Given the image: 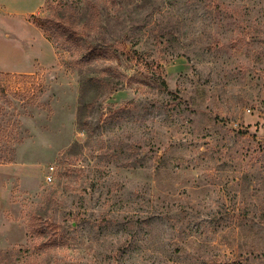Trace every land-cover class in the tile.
<instances>
[{
  "label": "rangeland",
  "instance_id": "rangeland-1",
  "mask_svg": "<svg viewBox=\"0 0 264 264\" xmlns=\"http://www.w3.org/2000/svg\"><path fill=\"white\" fill-rule=\"evenodd\" d=\"M62 2L0 75V264H264V0Z\"/></svg>",
  "mask_w": 264,
  "mask_h": 264
},
{
  "label": "crops",
  "instance_id": "crops-1",
  "mask_svg": "<svg viewBox=\"0 0 264 264\" xmlns=\"http://www.w3.org/2000/svg\"><path fill=\"white\" fill-rule=\"evenodd\" d=\"M4 1L0 0V72L25 73L34 67H48L55 64V50L39 28L35 29L34 36L27 39L15 38L16 35L11 31L12 24L8 21L11 20L9 19L11 16H22V14L15 12ZM36 10L37 8L26 15L35 14ZM29 25L34 26L32 23Z\"/></svg>",
  "mask_w": 264,
  "mask_h": 264
},
{
  "label": "trees",
  "instance_id": "trees-1",
  "mask_svg": "<svg viewBox=\"0 0 264 264\" xmlns=\"http://www.w3.org/2000/svg\"><path fill=\"white\" fill-rule=\"evenodd\" d=\"M51 3H54L53 5L54 7H56V9L51 14L46 16L45 19L43 17H39L38 15H36V13L31 14L32 21L44 31V34L46 33L44 30V26L46 25V23H60V20H57V18H61L62 16H64L65 10L67 11V15H71L69 10L73 8V6H71V3L68 4V2H62V0H52L50 1V4ZM48 4H49V0H48ZM67 17L70 19V16ZM45 36L49 41H51L55 45V43L52 41V39L49 36H47L46 34ZM3 74L5 73L0 72V75Z\"/></svg>",
  "mask_w": 264,
  "mask_h": 264
},
{
  "label": "built area",
  "instance_id": "built-area-1",
  "mask_svg": "<svg viewBox=\"0 0 264 264\" xmlns=\"http://www.w3.org/2000/svg\"><path fill=\"white\" fill-rule=\"evenodd\" d=\"M51 170H53V166H50V171L46 175V180L48 182L51 181V172H52Z\"/></svg>",
  "mask_w": 264,
  "mask_h": 264
}]
</instances>
